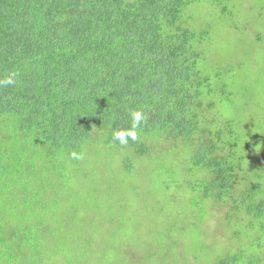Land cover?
<instances>
[{"label":"trees","instance_id":"obj_1","mask_svg":"<svg viewBox=\"0 0 264 264\" xmlns=\"http://www.w3.org/2000/svg\"><path fill=\"white\" fill-rule=\"evenodd\" d=\"M195 2L0 0V80L16 74L0 86V264H74L85 246L94 264H264V119L250 131L226 108L249 70L217 63L224 48L189 26ZM134 110L138 138L121 145ZM152 188L180 191L178 205L127 219ZM136 218L153 231L128 230Z\"/></svg>","mask_w":264,"mask_h":264},{"label":"rangeland","instance_id":"obj_2","mask_svg":"<svg viewBox=\"0 0 264 264\" xmlns=\"http://www.w3.org/2000/svg\"><path fill=\"white\" fill-rule=\"evenodd\" d=\"M195 1V4L185 11V14L191 16L188 21L189 26L197 30L207 31L209 36L204 41L205 44L211 46V51L215 57H218L219 51L224 48L223 50L226 54L217 63L224 64L230 60H241L244 61L245 68L249 70L244 74L237 75L235 83L232 79L229 80V88L232 96L231 100L226 101V108H231L233 110L232 112L236 111L241 115L244 126L250 131H255L252 128L255 118L259 117L260 120L264 119L261 117L264 116V94L261 92L264 90V0ZM235 48L240 49L232 52ZM234 64L238 65V62H234ZM204 67H206V64ZM246 97L247 99L245 101ZM224 105V102L217 103L219 108H224ZM262 125L264 126V123ZM93 160L94 157L83 159L85 163H90ZM253 161L251 159V162ZM94 166L95 171L92 172V175H97L99 178L95 186L102 188L103 192H105L104 189L107 188L108 184L105 183L106 179L104 180V178L110 172H106L105 169L98 171L100 167H103V164L96 163ZM85 169V166L81 168V170ZM258 173L253 172L252 168H245L241 173V178L245 177L246 182H252L256 179L255 175L257 176ZM123 188L124 197L127 198L130 189L125 186ZM143 189H145V186H143ZM150 192L152 197L148 201L147 197L137 198L133 196L132 199H127L132 200L127 203L128 208L125 209L127 210L125 211L127 212V219L140 216L138 212H134L133 208H137L142 213L146 209H152L154 205H156L155 208L162 206L170 208L178 205L177 197L180 195V191L176 189H170L169 195H167L168 198L165 197L163 191L161 192L156 188H152ZM83 198L84 200L97 203H104L109 199V197L105 196L103 200L99 201V199L86 194ZM110 198L115 200L113 197ZM133 201L141 202L135 203ZM82 206H85V204L82 203ZM215 218H217L216 213ZM217 221L221 220L219 219ZM127 229H133L132 231L135 233L146 234L153 231L151 228L149 230L143 224H140L138 218H136L134 224H128ZM113 232L115 231L113 230ZM255 235L258 236L255 232H247V229L243 227L240 245L245 249H249V252H255L256 247L252 245ZM216 239V232L210 230L206 236L207 242L211 244ZM130 247L132 249L133 245ZM92 249L93 247L91 246H85L81 251L74 253L73 263L86 264L87 262V264H94V260L92 259L93 254L91 253ZM186 249L190 251V247H186Z\"/></svg>","mask_w":264,"mask_h":264},{"label":"clouds","instance_id":"obj_3","mask_svg":"<svg viewBox=\"0 0 264 264\" xmlns=\"http://www.w3.org/2000/svg\"><path fill=\"white\" fill-rule=\"evenodd\" d=\"M15 73L8 74L4 79L0 80V86L13 85L15 83ZM131 126L127 129H117L112 133L113 139L119 141L121 145H127L129 140L135 141L138 138V130L145 117L142 111L134 110L130 113ZM73 159H83L82 154L72 153Z\"/></svg>","mask_w":264,"mask_h":264}]
</instances>
